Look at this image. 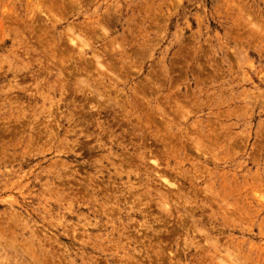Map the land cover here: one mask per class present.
I'll use <instances>...</instances> for the list:
<instances>
[{
    "label": "rangeland",
    "instance_id": "obj_1",
    "mask_svg": "<svg viewBox=\"0 0 264 264\" xmlns=\"http://www.w3.org/2000/svg\"><path fill=\"white\" fill-rule=\"evenodd\" d=\"M0 264H264V0H0Z\"/></svg>",
    "mask_w": 264,
    "mask_h": 264
}]
</instances>
